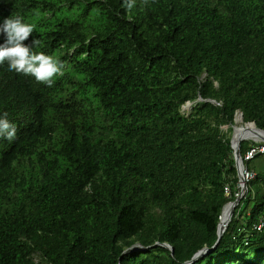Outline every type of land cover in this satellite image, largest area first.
Segmentation results:
<instances>
[{"label": "trees", "instance_id": "1", "mask_svg": "<svg viewBox=\"0 0 264 264\" xmlns=\"http://www.w3.org/2000/svg\"><path fill=\"white\" fill-rule=\"evenodd\" d=\"M10 15L64 69L49 86L0 64L17 129L0 137V264H186L213 248L239 194L237 115L264 131V0H0ZM246 166L223 237L192 264H264V154Z\"/></svg>", "mask_w": 264, "mask_h": 264}, {"label": "clouds", "instance_id": "2", "mask_svg": "<svg viewBox=\"0 0 264 264\" xmlns=\"http://www.w3.org/2000/svg\"><path fill=\"white\" fill-rule=\"evenodd\" d=\"M123 6L132 8L133 0H123ZM32 33L33 25L20 15L0 20V64H6L8 71L30 76L51 86L54 78L62 74L64 64L50 54L34 51L39 43L35 36L30 43H24ZM16 131L15 124L6 115L0 114V137L13 140Z\"/></svg>", "mask_w": 264, "mask_h": 264}, {"label": "water", "instance_id": "3", "mask_svg": "<svg viewBox=\"0 0 264 264\" xmlns=\"http://www.w3.org/2000/svg\"><path fill=\"white\" fill-rule=\"evenodd\" d=\"M187 106H190V104H187ZM236 123H240L242 124L243 123V115L242 113H240L236 119ZM251 127H253V132L256 134V135H264V131L261 130V129H258L255 125V123H248V124H245L244 127H241V128H237L235 127L233 129V132H232V137H231V148L233 150V155H234V167L236 169V173H237V178H238V188H239V194H236V199L229 203L223 210L222 214H221V217H220V222H219V225H218V228H217V236H218V240L216 242V244L214 245L213 248L211 249H208V248H204L202 249L201 251H199L198 253H196L192 260L189 261L188 263L186 264H192L193 262H195L196 260H198L199 258L205 256L206 254H208L210 251H212L213 249H215V247H217V245L219 244L221 238L223 237V234L225 233L226 229H227V226L228 224L231 222V219H232V216L234 214V211L235 209L238 207L240 201L245 197L246 195V191H247V187H246V183L244 181V178H243V169H244V164H243V161H242V155H241V142H243L245 139H241V140H238L237 143H234V136H235V133L236 132H243V131H246V130H249ZM228 209V216L227 218H225L224 221H222V218L225 216V213ZM156 245H159V244H156ZM163 247L167 248L168 250L171 251V254L173 255L174 253V250L173 248H171L169 245L167 244H163L162 245ZM139 250H142V248L140 246H136V247H133V248H130L128 250H126L124 252V254H129L131 252H134V251H139Z\"/></svg>", "mask_w": 264, "mask_h": 264}, {"label": "built area", "instance_id": "4", "mask_svg": "<svg viewBox=\"0 0 264 264\" xmlns=\"http://www.w3.org/2000/svg\"><path fill=\"white\" fill-rule=\"evenodd\" d=\"M244 142H250L252 144L250 146V149L244 155V157L242 156V161L244 164V169L242 173L244 181L247 184L250 181L254 180V178L256 177V173L249 170L246 166V163L252 161L257 155L264 154V135H256L253 138H247L244 140ZM263 228L264 221L260 220V222L255 226V229L257 231H261Z\"/></svg>", "mask_w": 264, "mask_h": 264}, {"label": "bare ground", "instance_id": "5", "mask_svg": "<svg viewBox=\"0 0 264 264\" xmlns=\"http://www.w3.org/2000/svg\"><path fill=\"white\" fill-rule=\"evenodd\" d=\"M255 135V133L253 132V127H251L249 130L243 131V132H236L235 136H234V143H237L238 140L241 139H247V138H253ZM228 214V209L225 213V216L222 218V221L225 220V218H227Z\"/></svg>", "mask_w": 264, "mask_h": 264}, {"label": "rangeland", "instance_id": "6", "mask_svg": "<svg viewBox=\"0 0 264 264\" xmlns=\"http://www.w3.org/2000/svg\"><path fill=\"white\" fill-rule=\"evenodd\" d=\"M184 110H185V111H190V106H185V107H184ZM241 127H243V125L241 126L240 123H237V128H241ZM246 145H249V143H248V142H245V143L243 144V146H246ZM248 165H249V167H250V166H252L253 164L249 163V164H247V166H248ZM238 184H239V182H238Z\"/></svg>", "mask_w": 264, "mask_h": 264}]
</instances>
